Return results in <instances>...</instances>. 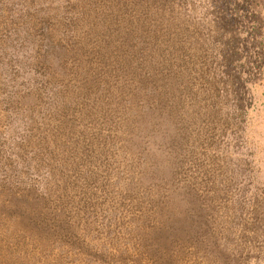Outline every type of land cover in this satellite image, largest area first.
<instances>
[{"label": "rangeland", "instance_id": "rangeland-1", "mask_svg": "<svg viewBox=\"0 0 264 264\" xmlns=\"http://www.w3.org/2000/svg\"><path fill=\"white\" fill-rule=\"evenodd\" d=\"M0 264H264V0H0Z\"/></svg>", "mask_w": 264, "mask_h": 264}]
</instances>
